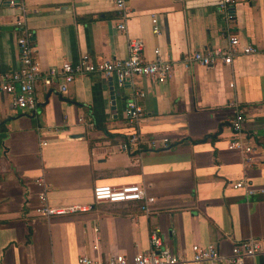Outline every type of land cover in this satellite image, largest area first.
<instances>
[{"label":"crops","instance_id":"0c3cea01","mask_svg":"<svg viewBox=\"0 0 264 264\" xmlns=\"http://www.w3.org/2000/svg\"><path fill=\"white\" fill-rule=\"evenodd\" d=\"M23 5L42 73L83 53L124 58L127 38L141 39L146 60L157 49L173 61L165 82L137 78L144 91L140 131L169 142L138 155L117 150L129 130L124 103L130 91L97 74L74 77L63 92L59 75L49 83L40 78L33 112L12 109L0 92V264H77L81 254L131 257L147 248L153 225L164 244L185 256L193 243H213L226 256L233 244L257 238L260 253L244 264H264V193L247 196L229 185L244 177L264 187V0H235L227 21L218 0H127L124 32L115 27L119 18L109 0ZM16 10L0 6V74L18 67ZM151 14L159 34L151 32ZM230 33L256 52L230 65L180 64L184 54L220 45ZM232 101L244 111L248 162L241 150L228 148ZM75 133L82 136H70ZM127 183L144 185L154 198L149 214L134 201L91 199L93 185ZM43 189L50 206L90 208L38 216L33 209Z\"/></svg>","mask_w":264,"mask_h":264},{"label":"built area","instance_id":"2783aa9c","mask_svg":"<svg viewBox=\"0 0 264 264\" xmlns=\"http://www.w3.org/2000/svg\"><path fill=\"white\" fill-rule=\"evenodd\" d=\"M113 5L119 20L115 24L116 29L125 31V19L127 18V0H109ZM235 0H218L217 10L224 20L230 17V7ZM0 6L16 8L13 17L14 30L17 32L15 40L18 53V67L12 71L0 74V92L9 96V104L12 109H24L33 112L37 101L35 96V84L41 78L45 83L51 82L55 75H59L61 83L58 90L63 92L66 85L76 76L97 74L104 79H109L118 87L126 85L129 88V96L125 99L124 114L128 125V132L117 144L119 151L129 155H138L146 148L153 150L168 146L169 139L166 136L143 137L140 131V119L142 106L139 99L144 97L143 89L138 85L137 78L145 77L153 83L165 82L172 76L173 61L163 59L157 49L153 50V57L146 60L142 57V41L139 38L126 39V56L124 58H100L94 59L83 53L76 61H64L57 68L42 69L34 56L32 31L25 24V7L23 0H0ZM151 32L159 34L160 29L154 14H151ZM256 52V47L250 44H241L236 35H226L220 45L204 47L184 54L179 62L183 67L200 65L205 68L214 67L217 64L230 65L233 58L239 55H247ZM232 86V83L229 84ZM232 116L228 120V127L232 138L228 142L229 149H239L243 152L245 162L250 161L252 148L249 145V137L243 130L244 111L235 102H230ZM229 185L234 189H242L245 195L264 193V187L251 186L246 178L242 177L232 181ZM93 202H137L138 210L144 215L152 211L154 198L150 196L144 185L127 183L120 185H93L91 188ZM90 208V205L71 204L67 206H50L46 201V192L41 190L38 203L34 207V213L38 216L49 218L53 215H64L82 212ZM260 253V240L249 238L233 244L226 256H222L216 245L207 243L199 245L193 243L190 246L188 256L174 253L163 243L158 226L153 225L148 231V246L142 252L131 257L122 253L91 257L79 255L77 264H244L248 257Z\"/></svg>","mask_w":264,"mask_h":264},{"label":"water","instance_id":"95a60500","mask_svg":"<svg viewBox=\"0 0 264 264\" xmlns=\"http://www.w3.org/2000/svg\"><path fill=\"white\" fill-rule=\"evenodd\" d=\"M70 136H71V137H79V136H82V135H81V134H79V133H78V134H77V133H75V134H70Z\"/></svg>","mask_w":264,"mask_h":264},{"label":"trees","instance_id":"16d2710c","mask_svg":"<svg viewBox=\"0 0 264 264\" xmlns=\"http://www.w3.org/2000/svg\"><path fill=\"white\" fill-rule=\"evenodd\" d=\"M93 121H94V120H93ZM94 124H95L97 127L101 128L99 125H97V122L94 121ZM122 138H124V136H123Z\"/></svg>","mask_w":264,"mask_h":264}]
</instances>
